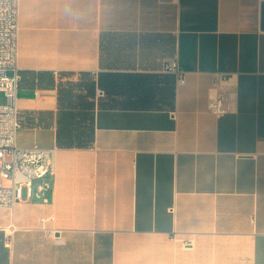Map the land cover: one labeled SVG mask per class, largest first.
<instances>
[{
  "label": "crops",
  "instance_id": "obj_1",
  "mask_svg": "<svg viewBox=\"0 0 264 264\" xmlns=\"http://www.w3.org/2000/svg\"><path fill=\"white\" fill-rule=\"evenodd\" d=\"M263 5L20 0L17 144L56 170L0 264H264Z\"/></svg>",
  "mask_w": 264,
  "mask_h": 264
},
{
  "label": "built area",
  "instance_id": "obj_2",
  "mask_svg": "<svg viewBox=\"0 0 264 264\" xmlns=\"http://www.w3.org/2000/svg\"><path fill=\"white\" fill-rule=\"evenodd\" d=\"M20 0H0V209H13L23 198L31 197L36 188L41 198L56 170V149L40 146L20 147L17 133L20 127L19 92ZM163 71L174 74L177 83L184 84L187 72L176 57L165 59ZM218 85V82H217ZM230 96L219 93L208 102L209 111L222 116L230 111ZM40 184L36 186V182ZM18 230L13 224L5 228V245L11 249L13 235Z\"/></svg>",
  "mask_w": 264,
  "mask_h": 264
},
{
  "label": "rangeland",
  "instance_id": "obj_3",
  "mask_svg": "<svg viewBox=\"0 0 264 264\" xmlns=\"http://www.w3.org/2000/svg\"><path fill=\"white\" fill-rule=\"evenodd\" d=\"M4 102L3 93H0V103Z\"/></svg>",
  "mask_w": 264,
  "mask_h": 264
},
{
  "label": "water",
  "instance_id": "obj_4",
  "mask_svg": "<svg viewBox=\"0 0 264 264\" xmlns=\"http://www.w3.org/2000/svg\"><path fill=\"white\" fill-rule=\"evenodd\" d=\"M263 19H264V5H263ZM264 24V23H263ZM264 26V25H263Z\"/></svg>",
  "mask_w": 264,
  "mask_h": 264
}]
</instances>
